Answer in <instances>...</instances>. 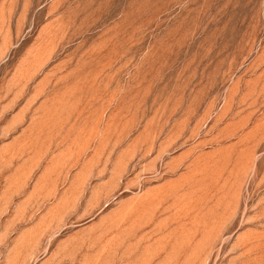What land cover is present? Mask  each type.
<instances>
[{"label": "rangeland", "instance_id": "rangeland-1", "mask_svg": "<svg viewBox=\"0 0 264 264\" xmlns=\"http://www.w3.org/2000/svg\"><path fill=\"white\" fill-rule=\"evenodd\" d=\"M0 264H264V0H0Z\"/></svg>", "mask_w": 264, "mask_h": 264}]
</instances>
